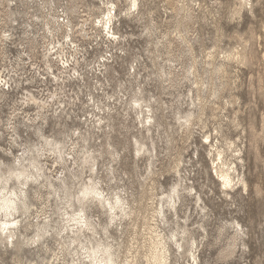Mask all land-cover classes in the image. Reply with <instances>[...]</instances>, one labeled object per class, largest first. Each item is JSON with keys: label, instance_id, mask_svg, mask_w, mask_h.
<instances>
[{"label": "rangeland", "instance_id": "1", "mask_svg": "<svg viewBox=\"0 0 264 264\" xmlns=\"http://www.w3.org/2000/svg\"><path fill=\"white\" fill-rule=\"evenodd\" d=\"M13 1L12 8L17 13V16L14 18L16 22L13 27L8 29L14 34L15 43H6L7 57H4L0 51V69L6 71V74H9V71L12 72L11 75H14L13 73L21 74V78H23L19 88L15 89V92H12L9 101L3 100L4 102H0V118L2 117L4 124H7V120L11 117L13 112L12 107L16 104L15 102H17L16 108L20 107L19 111H23L24 107H22V103L24 97L27 95V91L32 92L40 98H44L52 94L53 91L60 93L61 88L52 76L46 74L42 76L45 78L39 77V73L33 70L30 65L32 62H38L39 68L42 66L41 70L43 72L45 68L41 59L29 60L30 58L26 57L27 55L22 52L23 47H19L21 41L26 38L23 33L26 30V25L28 22L31 23V21L24 14L26 11H29L28 6L25 8L21 0ZM111 1L117 6H121L123 10L127 8L124 0ZM187 1L188 4H193L195 19L197 20L194 21L195 23L189 24V28L192 29L188 28L189 31L186 32L188 37L184 32L182 34L184 37L186 36L185 39L188 38L186 44L180 41L178 43L179 39H177L171 47L165 46V49L162 43L159 46L156 45L163 38L162 33L173 32L178 25V19L179 22H182L181 19L184 15V13H181L176 18V13L171 5L169 6L165 3L166 0H141L140 6H142L144 12L148 10L155 11H152L154 14L153 20H155V24L159 26V29L157 27L153 28L154 34L148 32L149 29L147 28L151 29L153 26L147 17H144L145 19L143 18L142 21H138L135 17H119L114 27L119 36L124 37L120 45H110L104 33L99 34L97 29L93 30L90 26L87 28L89 33L87 38L78 36L79 45L84 46L83 48L85 49L82 48L84 51L82 55L85 56V60L81 58V73L84 74L85 82H67V90L70 96H76L77 94L81 99V103L77 100V106L74 107L75 114L72 113L74 115L73 121L69 119L65 122V119L62 118L59 121L61 125L58 126L56 125V119H51L49 126L46 128V135L60 139L64 135H71L73 130L77 128L85 132L87 127L83 123L89 117V112L92 111L88 107L91 98L89 95L91 93H94L97 99L99 98L100 101L102 100L105 103L106 95H115V99L128 95L125 97L126 100L130 97L129 95L138 90L136 88H140L143 90L144 96L149 98L154 97L158 101L156 104L152 103L156 108L155 122L157 127L144 140L150 145H152V141L155 142V149L157 147L153 153L155 157L148 160L149 157L147 156L141 157L136 155L133 138H140V134L138 131L139 126L136 124L137 121H135L134 111L117 101L114 104L113 114L110 117L112 121L110 123L111 125L113 124V129L109 133L110 135H104L103 132L93 133L91 137H88L87 141L90 147L96 148L95 150L99 149L97 157L100 159H98V165L100 164L99 178L102 180V186L111 194L121 193L131 203V206L135 207L131 221L127 220L123 222V226L119 228L124 235L117 232V227L108 228L111 236L120 242L122 246L121 251H123L122 256L128 255L129 259H131L132 254L137 255L139 252L141 255H138V260L142 264L145 263L143 255L146 249L144 245L148 244L147 242L150 238L148 235L149 231L146 228L148 226L146 225L149 223L153 224L152 210L157 207L158 198L160 199L163 194L170 193L175 184L180 182L181 177H183L185 181L183 184L189 187L192 186L195 192L198 193L197 197H200L202 202L197 205L198 199L196 195L189 197L186 193L181 194V201L177 206L179 219L173 213L168 212V222L165 225L161 224L160 230H164L169 234L175 231L178 225H181L182 219H188V228L193 231L196 240L201 244L199 252H197L200 264H264V0H251L253 4L251 8L253 9L248 7L239 16H233V11L239 5L236 0H196V4H191L189 0H185L186 4ZM53 2L54 7L63 12L66 6L75 2V0L73 2L70 0H53ZM41 3L42 0H36L35 3L30 2L29 6L33 7L30 12H36V14H39L38 16H41L43 11L40 8ZM83 3L84 7L80 5L82 8L81 15H87L86 12H83L89 10L87 6L90 8L97 6V8H94V15L101 12L99 8L106 9L98 0H84ZM194 5H196V8ZM0 8V12L4 13L5 9L1 6ZM7 10L6 8L5 11ZM73 21L75 24H78L81 20L74 19ZM173 22L176 23L173 24L174 26L176 25L175 27L172 25ZM35 24H38V28L43 26L41 22L37 23L36 20ZM196 24L198 25L196 26ZM80 28L81 26L76 29L80 30ZM171 35L173 38L176 36L175 33ZM25 41L27 42V38ZM246 41L248 46L246 65L243 66L233 62L230 67H227L228 75L225 74L226 78H224L225 75H220L223 79L219 78L214 73L215 66L223 61V56L228 54L232 49L239 48L240 44L246 43ZM183 46H186L185 49ZM182 48L183 51L181 50ZM41 49H39V55H42ZM173 49H175V53ZM190 50L191 52H189ZM166 51L168 54H165ZM160 52L161 54L157 55ZM155 54L160 56V58H155ZM209 54H211L213 59L209 60L211 57ZM20 55L25 59L26 64L24 66L23 63H20L21 61L16 62ZM111 55L113 56L112 58H110ZM171 56L176 58L178 62L176 61L171 64L168 61L172 58ZM183 56L186 57L184 58ZM107 58L110 59L108 73L105 72V75H101V71L99 70L101 67L99 65ZM151 58L153 61H151ZM217 59L222 60L218 62ZM181 62H186L185 64L189 67L187 66L186 68V65H183V63L181 65ZM132 64L136 67L137 73H140L139 76L134 73L135 70L132 68ZM1 65L6 67L3 68ZM170 65L176 68L175 74L177 76L173 84L174 87H172L171 82L166 81L167 77L164 76L165 73L170 71L166 70L171 68ZM191 65L192 70L190 68ZM22 69H25V71ZM158 70H162L160 71L161 73ZM187 70L189 73H186ZM43 73L45 74L46 72ZM56 74H59V71L56 70ZM35 76L36 78L33 80L32 78ZM187 76L188 78L185 79ZM194 77L196 80L193 79ZM26 79H32L33 81H27ZM97 79L103 83L102 87L101 83L97 82ZM223 85L227 86L226 89L221 91L220 95H218V92V97L212 96L213 90H217V88H221ZM96 87L100 90H96ZM204 98L205 100H203ZM161 100L163 103H161ZM192 109L194 112L191 111ZM29 110L30 114H34L32 108H29ZM181 113L184 116L185 114L187 116L189 113L197 115L196 119L195 116L192 117L191 120L193 118L194 120L191 122L192 126L188 129L185 126H180L182 123L184 124L183 119L180 121L182 123L177 121V118L182 116ZM89 120H91V117H89ZM20 129L22 139L19 142L21 144L24 146L39 145L41 140L32 131L28 133L25 132L24 128ZM157 129L159 130L158 135ZM6 133L3 126H1L0 149L4 151L12 150L15 155H20L22 153L21 148H14L10 144V136ZM205 135L211 136L210 144L206 142ZM108 143H111L112 149L108 148ZM217 147L223 151L225 160L227 158V163H233L232 167L237 168L238 172L236 173L237 177L235 181L237 182L239 178L247 184L246 188L238 184L235 187L236 189L229 192L228 197L224 194L215 173L216 169H214L219 164L218 157L215 156L217 154H213L218 149ZM110 150L116 152L115 160H112L108 156ZM0 158L5 161L8 167L14 163L12 156L10 154L9 156L4 155L3 151H0ZM48 165L51 166V162ZM177 165L179 170H181V174L175 171ZM147 167L148 169H146ZM58 169L60 168L58 167ZM150 170L158 172L153 175L150 174ZM89 175L87 173L83 177V180L88 179L87 176ZM69 181L71 182L72 179ZM76 188H78V185ZM41 192L44 194V198L42 197L43 199L40 202L33 199L32 189L28 193V202L34 204L36 208L49 204L46 197L47 191L44 189ZM50 201L52 202L51 205H53L52 208L55 209L57 205L56 200L50 199ZM200 204L205 209L204 212L201 211ZM88 214L94 217L96 221L98 220L99 223L107 224L106 222H108V217L104 211L95 206L88 209ZM236 223H240V228L242 227L241 235L236 241V253L231 257L221 259L222 250L232 245L237 228H231V224ZM20 231L22 230L20 229ZM33 231L34 229H31L26 234L33 237ZM119 236H122V238H119ZM45 244L50 248H54L53 246L55 245L51 238L47 239ZM45 250L43 246L39 249L25 244L21 246L19 252L14 246L0 243V264H48L50 254ZM129 251L130 253H128ZM175 254V248H173L172 259H174ZM177 264H186V261L181 259Z\"/></svg>", "mask_w": 264, "mask_h": 264}, {"label": "bare ground", "instance_id": "2", "mask_svg": "<svg viewBox=\"0 0 264 264\" xmlns=\"http://www.w3.org/2000/svg\"><path fill=\"white\" fill-rule=\"evenodd\" d=\"M21 1L22 3H24L25 8L28 6L27 8L29 9V11H26L24 14L27 18H29L31 23L29 22L27 23L25 28L26 30L23 32L27 38V42L25 41L26 39L25 38L23 41H21L19 47H23L22 52L23 54L27 55L26 57L30 58L29 60L34 61L36 58L37 60L39 58L41 59V62L43 63V67L45 68L43 71L46 72L45 74L41 70L42 66L39 68L38 62L37 63L32 62L30 65L33 70H36V72L39 73V77L45 76L46 74L50 75L57 82V84L61 86V88H60V93H58L57 91L56 92L53 91L52 94L44 98H40L35 94H33L32 92L27 91V95L24 97L22 103V107H24L23 111L20 112L19 111L20 107L16 108L17 102H15L16 104H14L13 102L14 104V106L12 107L13 112L11 117L7 120L6 122L7 124H4L2 117L0 118V127L3 126L5 131L10 136V140H11L10 144H12L14 148L15 147L19 149L21 148V152H22L20 155L18 154L15 155L12 150L4 151L3 149H0L1 152L2 151L4 152V155L9 156L10 154V156H12V158L14 159L13 165L12 166L9 165L8 167L5 161L1 160L0 158V209H3L0 210V243H6L8 246H14L15 248L18 249L19 252L21 250V246L25 244H29L34 248H39V249L42 248L43 246V248L46 249L45 251H47L50 254V260L48 262L45 260V262H47L48 264H142L138 260V255L140 254L139 252L137 253V255L132 254L131 259H129L128 255L122 256L123 251H121L122 246L120 242L116 241L117 239H114L111 236L110 231L108 232V228L117 227V232L119 234L121 233L122 235L123 232L119 228L123 226V222L127 220L131 221V219L133 218L132 215H134L133 213L135 207L133 208V206H131V203H129L126 200V198L122 196L121 193L117 192L115 194H111L108 192V190H106L102 186V180L101 178H99L100 176V172H99L100 164L98 165L99 158L97 157V155L99 154L98 152L99 149L98 150H95L96 148L93 149L92 147H90V145H88L87 141H88V137L89 136L91 137L93 133L97 134L99 132H103L104 135L107 136L110 135L109 133L113 129L112 127L113 124L111 125L110 123L111 121L110 117L113 114V107L115 102L117 101L122 105H125V107L127 108L129 107L130 110L134 111L136 117L135 121H137L136 124H138L139 126L138 131L140 134V138H133L135 141L136 155L141 157L147 156L149 157L148 160H151L152 158L155 157L153 153L156 151L157 147L155 149L154 141H152L151 142L152 145H150L148 144L147 141L144 140L147 139V135L153 133V129L154 128L156 129L157 127L155 122L156 108L152 104V103L154 104L158 103V101L155 100L156 98L154 97L149 98L147 96H144L143 90H141L140 88H136L138 90L135 91L134 93L131 90L133 94L129 95L130 97H128L126 100L125 97H127L128 95L127 96L123 95L124 96L123 98L119 97L117 99H115V95L114 96L106 95L105 96L106 101L105 103H103L102 100L100 101L99 98L97 99V96L95 97L94 93H91L89 95V97L91 98L88 105V107L92 109L91 112H89L90 110L88 111L91 120H89V117L86 118V120L84 119L85 123L83 124L84 126L87 127L85 132H82L80 131V128H77L73 130V133L71 135L70 134L64 135V137L58 139L46 135V128L47 126H49V121L53 118L56 119L57 122L56 125L58 126L61 125L59 121L62 118L65 119V122L66 120L69 119L73 121L74 115H72V113L75 112L74 107L77 106L78 102L81 103V99L77 94L76 96L74 95L75 97L70 96L67 90L68 87L67 82L70 81H74V82L79 81L80 83L81 81L85 82V78L83 76L84 74L81 73V58L82 59L84 58L85 60V56L82 55V53L84 52L82 48L84 46L79 45L78 36L87 38V36H89L87 28L90 26L91 29L93 30L97 29L99 34L104 33L106 39L108 38L110 45L111 44L120 45L123 42L122 40L124 37L119 36V34L115 31V27H114L119 17L122 18L135 17L138 21L140 20L142 21L144 17H147L153 26L151 29L149 27L147 28L149 29L148 32L153 33L152 29L159 27L157 26V24H155V20H153V15H154L153 12L155 11L145 10L146 12H144L142 10V6H140L141 0H124L127 6L125 10H123V8L119 5H118L119 9L117 10L118 6L111 0L109 1L98 0L106 9L99 8L101 12L99 14L94 15L93 11L94 8H97V6L91 8L87 6L89 10L83 11L86 12L87 15L85 14L81 15V9H82L81 7H84V3H83L84 0H75V2H73L74 0H70L73 3L68 4L63 12H60L58 8L54 7L53 0H42L40 8L43 11L41 10L42 15L38 16L39 14H36V12L35 13L30 12V10H32L33 7L31 8L29 6L30 2L35 3L36 0H21ZM195 1L196 0H189L191 4L192 3L196 4ZM236 1L239 3V5L233 11V16H239L245 9H248V7H250V9H253L251 8L253 5L251 0H236ZM165 3H167V5L169 6L171 5L174 12L176 13L175 16L176 18L179 17L181 13L182 14L184 13V15L181 19L182 22H179L178 19L177 22L178 25L177 26L175 25L176 27L173 25L176 24L174 23L175 21L172 23V25L175 27V30L173 29L174 30L173 32L162 33L163 38H161V40L158 39L159 41L157 42L156 45L159 46V44L162 43L164 44L163 46L165 49V46L171 47L172 44H174L175 40L177 39H179L178 43L180 41L186 44L188 38L185 39V37L187 36L186 32L189 31L188 30V28L190 27L189 24L192 22L195 23L194 21L197 20L195 19L196 17L194 15L195 10L194 7H192L193 4L192 5L188 4V1L186 4L185 0H166ZM13 4H14L13 0H0V6L5 10L6 8L8 9L7 11L4 10V13L0 12V51L2 52L4 57H7L8 54V53L6 54L7 52V49L5 48L6 43L14 42L15 40L14 34L11 33L10 29H8L10 27H13L14 23L16 22V19L14 18L15 16H17V13H15L14 9L12 8ZM194 6L196 8V5ZM74 19L81 21L80 23L75 24L73 21ZM35 20L37 23L41 22L43 26L38 28L37 27L38 24H35ZM197 25L198 24H196V26ZM79 26H81L80 30L76 29ZM183 32L186 34L185 37L184 35H182ZM173 33H175L176 35L174 38L171 35ZM247 47L248 46L246 41V43H241L239 48L235 47L236 49H232L228 54L223 56V61L220 62L219 65L215 66L214 73L218 75V77L220 78L222 75L225 74L228 75L227 67H230V65L233 62L243 66L246 65L245 62H246V54L248 50ZM40 48L43 49V51L41 49L42 55H39ZM175 49H173L174 53H175ZM181 50L183 51V48ZM191 50L189 52H191ZM166 53L168 54L167 51L165 52V54ZM160 54L161 52L159 54L157 53V55ZM112 55L110 58L113 57ZM157 55L155 58L157 59L158 57L160 58V56ZM209 55L211 56V54ZM211 57L209 60L213 59V57L212 58ZM18 61H21L20 63H23V66L26 64L25 59L22 57V55L18 57V60L16 62ZM151 61H153V59ZM168 61L172 64L175 63L177 60L176 58L172 57ZM182 63L184 65L186 62L185 63L181 62V65ZM109 64H110V59L107 58L105 61H103V63L99 65V67L101 68L98 69L101 71L100 72L101 75L106 74L105 72H107V70L109 69L108 67ZM171 66L172 65H170V67ZM175 66L177 65L175 64ZM187 66L188 65H186V68ZM2 67L5 68L6 66H2ZM191 67L192 65L190 66V68ZM132 68L135 70L134 73L137 76H139L140 73H137L135 69L136 67L133 66V64H132ZM175 69H176L175 67L166 69L167 71L168 70L170 71L165 74L163 71L164 76L167 77V79L165 78L166 81L171 82L172 87H174L173 84L175 81V77L177 76L175 74ZM11 70L13 69L11 68ZM56 70L59 71V74H56ZM23 71H25V69ZM160 71L158 70L159 73H161ZM11 73L12 72L9 71V74H6V71L0 69V102H2L3 100L4 101L6 100V102H8L12 92H15V89L19 88L20 82L22 81L23 77L21 78V74L13 73L14 75H11ZM186 73H189V71L187 70ZM35 78L36 76L32 79L35 80ZM187 78L188 76L185 77V79ZM221 78L223 79V77ZM224 78H226V75ZM32 79L31 80L26 79V80L33 81ZM193 79H195V77ZM97 82L101 83V87L103 86V83L100 82L98 79ZM195 83L197 84L196 81ZM98 87H96V90H100L99 89L100 87L99 88ZM226 87L227 86L223 85L221 88H217V90L214 89L215 88L214 87L213 92L211 91L212 96H217L218 92H219L218 95H220V92L226 89ZM101 94L103 93L101 92ZM200 97H204V96H200ZM195 99L197 102V97ZM77 100L79 101L77 102ZM203 100H205V98ZM161 103H163L162 100ZM29 108H32L34 114L29 113L30 111ZM191 111H193V109ZM191 111L189 110V112ZM176 112L178 113V111ZM192 113H189L187 116L185 114L186 117L181 113L183 117L181 116L177 118L178 122H180L182 119L184 120V124L180 122L182 123L180 125L181 127L185 126V128L188 129L190 126H192L191 122H193L194 118L193 120L191 119L193 116H195ZM178 115H180V113H178ZM196 117L197 115L195 116V119ZM20 128H24L25 132L28 133L32 131L38 137V139L40 138L41 141L39 142V145L24 146L23 144H21L19 142L22 139ZM156 131L158 135L159 130L157 129ZM210 137L209 136L204 137L206 139V142L209 144L211 143ZM107 145L109 149L113 148L111 143H108ZM213 154H217L215 156L218 157L219 164L216 165L214 169H216L215 173L217 175L219 183L222 186V190L224 194H226L228 197L229 192L236 189L235 187L238 184L246 188L247 184L241 179L238 178V181L237 182L235 181L237 177L236 173L238 172L237 168L232 167L233 163L230 164H228L229 162L227 163L226 161L227 158L225 160L224 157L225 155L223 154V151H221L218 148ZM115 155H116L115 151L110 150L108 153V156H110L112 160L115 158ZM50 162L52 164L51 166L48 165ZM58 167L60 169H58ZM146 169H148V167ZM150 171H151L150 174L153 175H155V173L158 172V171L155 172V170H150ZM175 171L181 174V170H179L178 165L176 166ZM87 173L90 174L89 176H87L88 179L83 180V177L86 176ZM70 179H72L71 182L69 181ZM183 182L185 181L183 180V177H181L180 182L175 184V187L172 189V191L168 194H163V196L160 197V199L158 198L157 207L156 208L154 207L155 209L152 208L153 214L152 213L151 214H152L153 224L149 223L146 225L148 227L145 226L149 231L148 235L150 236V238L147 242L148 244H146V246L144 245V248L146 249V252L143 255V258L145 260L144 264H177V262H179L181 259L185 260L186 264H200L199 263L200 259L199 256L197 255V252H199L201 244H199L198 241L196 240L193 231L188 228V221H189L188 219L186 218L182 219L181 220L182 223H180L181 225H178L177 229L175 231L170 232L169 234L166 233V231L164 230H160L161 224L165 225L168 222L167 220L168 212L173 213V215L177 216L179 219V215H177L178 212L177 206L181 201V194L186 193L189 195V197L196 195V198L198 199L197 205L200 202H202V199L200 197H197L198 193L195 192V189L192 186L189 187L186 184L185 186ZM77 185L79 189L76 188ZM30 189H32L33 192V196H32L33 199H36L39 202L40 200L42 201V199L44 198L43 197L44 194H42L41 191L45 189L48 193L46 197L49 204L47 206H45L44 204L43 207L36 208L34 204L29 203L27 199L29 198L28 193ZM50 199L56 200L57 205L55 209L52 208L53 205H51L52 202L50 201ZM92 206H95L96 208L104 211V213L108 217L107 218L108 222H106L107 224H103L102 222L99 223L98 220L97 222L94 219V217L88 214V209H90V207ZM200 209L202 212L205 211V209L201 204H200ZM133 223H134V219H133ZM231 226H232L231 228L234 227L235 229L237 228L236 234L233 237L232 245L222 250L220 256L221 259H226L228 257H231L234 253H236L235 252L237 247L236 241L239 239L241 235L242 227L240 228V223L231 224ZM20 229L22 231H20ZM31 229H34L33 237H30L29 234H26ZM49 238H51L54 241L55 244L53 246L54 248H50L48 245L45 244L46 240ZM119 238H122V236H119ZM173 248H175V252H176L174 259H172ZM130 251L128 253H130Z\"/></svg>", "mask_w": 264, "mask_h": 264}, {"label": "snow or ice", "instance_id": "3", "mask_svg": "<svg viewBox=\"0 0 264 264\" xmlns=\"http://www.w3.org/2000/svg\"><path fill=\"white\" fill-rule=\"evenodd\" d=\"M105 19H107V18H105ZM0 210H3V209H0Z\"/></svg>", "mask_w": 264, "mask_h": 264}]
</instances>
